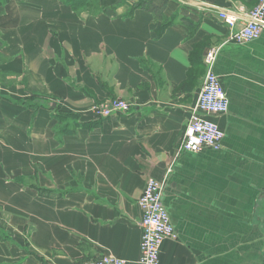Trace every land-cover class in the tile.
Here are the masks:
<instances>
[{"label":"crops","instance_id":"crops-1","mask_svg":"<svg viewBox=\"0 0 264 264\" xmlns=\"http://www.w3.org/2000/svg\"><path fill=\"white\" fill-rule=\"evenodd\" d=\"M89 1L0 0V264L135 263L149 177L177 234L159 264H264V30L217 18L258 0ZM211 48L221 148L178 152ZM111 99L131 112L97 116Z\"/></svg>","mask_w":264,"mask_h":264},{"label":"built area","instance_id":"built-area-1","mask_svg":"<svg viewBox=\"0 0 264 264\" xmlns=\"http://www.w3.org/2000/svg\"><path fill=\"white\" fill-rule=\"evenodd\" d=\"M217 18L231 30L228 40L236 43L252 41L264 30V0H258L257 4L248 10L238 7L219 11ZM215 54L216 49L211 48L203 55L205 74L190 109L178 152L221 148L224 133L213 121V117L227 112L228 99L218 76L212 70ZM93 110L100 118L127 115L131 112V103L123 99H111ZM167 171H170V167ZM162 191L163 183L149 177L137 201L141 211L138 221L141 243L140 255L135 263L111 255H101L96 259L70 264H159V247L162 241L177 238L162 200Z\"/></svg>","mask_w":264,"mask_h":264},{"label":"rangeland","instance_id":"rangeland-1","mask_svg":"<svg viewBox=\"0 0 264 264\" xmlns=\"http://www.w3.org/2000/svg\"><path fill=\"white\" fill-rule=\"evenodd\" d=\"M98 1L99 0H90L89 2H92L91 5L88 4L86 6H82L81 9L90 8V9H93V11L95 12L98 9ZM139 1L140 0H116L117 3H124V2L128 3L130 9L139 5Z\"/></svg>","mask_w":264,"mask_h":264},{"label":"trees","instance_id":"trees-1","mask_svg":"<svg viewBox=\"0 0 264 264\" xmlns=\"http://www.w3.org/2000/svg\"><path fill=\"white\" fill-rule=\"evenodd\" d=\"M245 2H251L252 0H242ZM140 6H143L146 10L150 11L153 13V15L156 17L157 16V11L159 10V7H156L152 4L149 3H145L144 1H141V3H139ZM88 7V6H87ZM161 17H159L160 20ZM163 25L161 26L160 24H158L157 26V31L160 33L162 30Z\"/></svg>","mask_w":264,"mask_h":264}]
</instances>
